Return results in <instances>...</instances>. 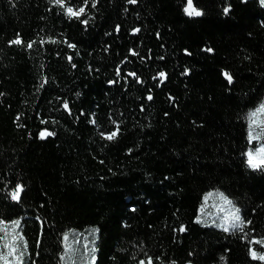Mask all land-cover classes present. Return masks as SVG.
Returning <instances> with one entry per match:
<instances>
[{"label": "trees", "instance_id": "trees-1", "mask_svg": "<svg viewBox=\"0 0 264 264\" xmlns=\"http://www.w3.org/2000/svg\"><path fill=\"white\" fill-rule=\"evenodd\" d=\"M192 6L0 0V223L19 222L22 264H62L89 228L94 264H264V164L247 157L264 143V4ZM218 193L243 231L206 224Z\"/></svg>", "mask_w": 264, "mask_h": 264}, {"label": "rangeland", "instance_id": "rangeland-1", "mask_svg": "<svg viewBox=\"0 0 264 264\" xmlns=\"http://www.w3.org/2000/svg\"><path fill=\"white\" fill-rule=\"evenodd\" d=\"M253 119L255 122L264 121V113H258ZM261 147H264V143L258 146V149ZM249 153L253 154L252 160L255 164H260L259 161L264 159V154H257V151H254L247 153L248 160ZM220 204H226V206L221 207ZM212 205H219L221 208L215 209L213 211V214L210 216L206 224L215 225L221 228H234L233 224L235 222L232 219L231 213L235 212L237 209L234 208L233 204L225 203V200L221 197V194L218 193L213 197ZM66 236L67 239H65ZM95 237L96 232L93 228H89L85 233H79L77 231L67 233L64 236L65 249L62 258V264H94L93 257L95 249ZM5 244L8 245L7 248H5ZM13 247H15V253L11 256H8V253L12 251ZM23 254H25V246L22 242L20 234L16 230V224L12 223L6 225L0 223V256L6 258L0 259V264H22Z\"/></svg>", "mask_w": 264, "mask_h": 264}, {"label": "snow or ice", "instance_id": "snow-or-ice-1", "mask_svg": "<svg viewBox=\"0 0 264 264\" xmlns=\"http://www.w3.org/2000/svg\"><path fill=\"white\" fill-rule=\"evenodd\" d=\"M54 2L56 4H58V5H61V6L64 5V0H54ZM87 2H88V0H85V3H87ZM130 2L131 3H135L136 0H130ZM261 3L264 4V0H261ZM84 11H85V9L83 7H81L78 11H74L72 8H67L66 9V13L70 17H73V16L79 17L82 13H84ZM184 11L189 16H200L202 14L200 11L196 10L192 6V0H187V7H185ZM227 11H228V9H225V12H227ZM84 22L87 23V21H84ZM10 43H12V44H21L22 41H21V39L18 36L16 39L10 41ZM28 47L29 48L32 47V44L31 43L28 44ZM209 51H210V49H209ZM133 54H135V53H133ZM130 75H134V74H130ZM159 75L161 77H164V73H160ZM225 76L229 80V82L231 83V76L229 74H227V73H225ZM148 98L151 99L150 96ZM64 107L67 108L68 107L67 104H65ZM258 113H264V104H261L259 106V108H257L254 112H252L250 114L251 115V118H255ZM253 123H255V120L254 119H253ZM261 123H264V121H261ZM117 134H118V130L117 131H113L112 133L108 134L106 138L109 139V140H113V139L116 138ZM46 135H52V133H48L46 131L45 132H42L41 133V138H44ZM252 139H257V137L251 135V133H250V140H252ZM257 154H264V147H261L260 149H258L257 150ZM248 155H249V164L251 166H253V167H257L258 165L255 164V163H253V160H252V155L253 154L252 153H249ZM259 163L260 164H264V159H261L259 161ZM20 187H21L20 185H17V191H15V192L12 193V198L14 200L19 198V190H20ZM221 197L225 200V203H231V201H228L225 197H223V194H221ZM238 212H239V210L237 209L235 212L231 213L232 219L235 222L233 224V227L234 228H240V225L244 223V221L239 216ZM13 223L18 224L19 222L16 221V222H13ZM248 223H250V221H248ZM181 230H183V229H181ZM227 230L228 229L226 228L225 231H227ZM240 230L243 231L242 228H240ZM65 239H67V236L65 237ZM255 243H264V241H255ZM7 247H8V245L5 244V248H7ZM15 251H16L15 250V247H13L12 248V251H10L8 253V256L13 255L15 253ZM250 251H251V255H252L253 259H261V260H264V255H259L258 256L257 253L254 250H250ZM0 259H6V258L3 257V256H0ZM94 259L95 258L93 257V260ZM140 264H145V262L144 261H141ZM148 264H151V259H149Z\"/></svg>", "mask_w": 264, "mask_h": 264}]
</instances>
